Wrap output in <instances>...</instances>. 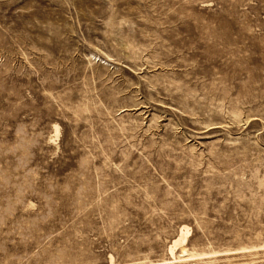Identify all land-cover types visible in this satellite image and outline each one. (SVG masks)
Segmentation results:
<instances>
[{
    "label": "rangeland",
    "instance_id": "374dc122",
    "mask_svg": "<svg viewBox=\"0 0 264 264\" xmlns=\"http://www.w3.org/2000/svg\"><path fill=\"white\" fill-rule=\"evenodd\" d=\"M0 264H264V0H0Z\"/></svg>",
    "mask_w": 264,
    "mask_h": 264
},
{
    "label": "bare ground",
    "instance_id": "6f19581e",
    "mask_svg": "<svg viewBox=\"0 0 264 264\" xmlns=\"http://www.w3.org/2000/svg\"><path fill=\"white\" fill-rule=\"evenodd\" d=\"M186 228V227H185ZM184 231V230H183ZM186 234H187V230H185L184 231ZM184 238H180V239H178V241H175L174 243H173V245H172V247H170V252H171V254H170V256L172 255V257H173V248L174 247H176V246H178L177 244H179L182 240H183ZM175 249V248H174Z\"/></svg>",
    "mask_w": 264,
    "mask_h": 264
}]
</instances>
